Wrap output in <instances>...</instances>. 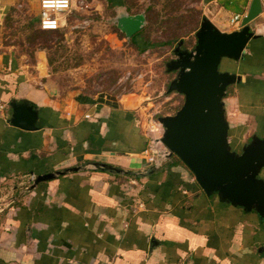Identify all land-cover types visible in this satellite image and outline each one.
<instances>
[{
  "label": "crops",
  "instance_id": "obj_1",
  "mask_svg": "<svg viewBox=\"0 0 264 264\" xmlns=\"http://www.w3.org/2000/svg\"><path fill=\"white\" fill-rule=\"evenodd\" d=\"M15 1L0 0V20ZM207 1L222 32L239 28L229 20L251 2ZM249 26L241 58L223 62L237 76L223 100L236 151L264 136V10ZM0 99V264H264V217L207 196L172 157L141 161L146 137L120 100L52 97L1 53ZM20 100L37 109L38 129L10 125L9 102ZM56 171L64 173L31 187V172Z\"/></svg>",
  "mask_w": 264,
  "mask_h": 264
},
{
  "label": "rangeland",
  "instance_id": "obj_2",
  "mask_svg": "<svg viewBox=\"0 0 264 264\" xmlns=\"http://www.w3.org/2000/svg\"><path fill=\"white\" fill-rule=\"evenodd\" d=\"M216 6L207 0H72L65 24L42 33L38 0H16L1 16L0 53L52 97L71 104L79 96L106 97L129 106L149 152L138 158L148 162L150 156L168 151L161 142L165 127L160 118L174 115L184 102L183 94L167 92L178 77L169 64L178 52L194 51L196 32L204 19L214 16ZM148 8L154 11L151 19L137 41H131L115 18L120 11L145 14ZM170 157L180 161L174 154Z\"/></svg>",
  "mask_w": 264,
  "mask_h": 264
},
{
  "label": "water",
  "instance_id": "obj_3",
  "mask_svg": "<svg viewBox=\"0 0 264 264\" xmlns=\"http://www.w3.org/2000/svg\"><path fill=\"white\" fill-rule=\"evenodd\" d=\"M263 11L261 0H251L239 28L222 32L204 19L196 32L194 51H180L169 64L178 70L167 92L176 90L184 95L180 109L171 116L160 118L165 127L161 142L168 156L175 155L191 171L203 192L217 193L222 200L247 210L255 209L264 217V136L254 135L239 151L228 142L229 124L225 118L223 97L228 85L237 81L235 73L220 71L223 59L238 60L254 33L249 23ZM116 26L127 38L145 24L144 13L128 15L120 11ZM50 94H53L52 92ZM10 125L25 131L38 129L39 114L27 100L10 101ZM96 168L116 173L122 169L107 163L93 162ZM79 166L71 169L78 171ZM63 171L34 174L31 187L50 180Z\"/></svg>",
  "mask_w": 264,
  "mask_h": 264
},
{
  "label": "built area",
  "instance_id": "obj_4",
  "mask_svg": "<svg viewBox=\"0 0 264 264\" xmlns=\"http://www.w3.org/2000/svg\"><path fill=\"white\" fill-rule=\"evenodd\" d=\"M262 6L264 10V0ZM72 7V0H38V26L43 30H58L65 24L64 14L69 12ZM241 20L239 14L233 15L229 23L237 26ZM6 103L0 99V114L5 112ZM88 117V115H85ZM169 151L158 152L156 156H150L148 162L159 165L162 160L168 157Z\"/></svg>",
  "mask_w": 264,
  "mask_h": 264
},
{
  "label": "trees",
  "instance_id": "obj_5",
  "mask_svg": "<svg viewBox=\"0 0 264 264\" xmlns=\"http://www.w3.org/2000/svg\"><path fill=\"white\" fill-rule=\"evenodd\" d=\"M153 10H152V8H148L147 9V11L145 12V17H146V19H147V21H149L150 19H151V17H152V15H153ZM8 14V13H7ZM6 16V15H5ZM155 20H158V14L157 15H155V18H154ZM196 25V24H195ZM198 27H195L194 26V29L196 30ZM41 29V28H40ZM50 31H53V30H43V29H41V32L42 33H46V32H50ZM54 31H56V30H54ZM143 31V29H140L138 32H136L135 34H133L130 38H131V41H137V39L139 38V36L141 35V32ZM177 161H179L178 159H177Z\"/></svg>",
  "mask_w": 264,
  "mask_h": 264
}]
</instances>
